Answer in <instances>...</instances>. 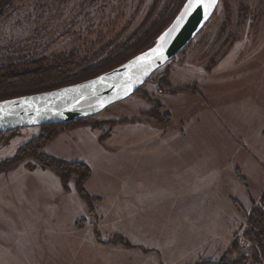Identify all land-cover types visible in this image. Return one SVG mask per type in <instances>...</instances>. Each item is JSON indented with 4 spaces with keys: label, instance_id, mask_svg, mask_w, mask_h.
Wrapping results in <instances>:
<instances>
[{
    "label": "rangeland",
    "instance_id": "obj_1",
    "mask_svg": "<svg viewBox=\"0 0 264 264\" xmlns=\"http://www.w3.org/2000/svg\"><path fill=\"white\" fill-rule=\"evenodd\" d=\"M182 1L14 0L0 16V66L54 65L72 53L86 61H101L132 44L156 21L166 20ZM263 31L264 0H220L208 23L183 51L194 52L197 60L205 58L211 69L235 39L242 35L256 39ZM170 62L140 92L81 119L78 126L64 127L42 149L49 154L48 145L55 157L90 166L91 176L84 185L93 198L100 200L96 194L104 198L105 221L96 211L99 200L93 201L91 213L79 194L76 175L65 191L56 172L33 158L2 170L10 165L7 160L40 134L41 126L18 127L0 135V264L127 263V247L112 242L119 239L116 235L129 240L133 223L120 199L150 201L154 217L172 194L208 199L206 208L215 210L223 237L229 235L234 217H245L243 209L253 200L260 201L264 193V127L260 128L264 124V48L214 75L213 84L200 75L203 83H190L184 95L185 91L172 93L176 88L163 84ZM159 92L173 95L161 98ZM145 93L152 101L144 98ZM162 102L173 108L172 123ZM157 103L162 106L159 119L144 114L159 108ZM167 114L171 115L168 122ZM124 118L129 121L116 123ZM160 129L184 135L167 141L156 134ZM102 135L107 138L101 140ZM176 184L179 191L169 189L170 185L177 188ZM227 254L229 260L237 256Z\"/></svg>",
    "mask_w": 264,
    "mask_h": 264
},
{
    "label": "crops",
    "instance_id": "obj_2",
    "mask_svg": "<svg viewBox=\"0 0 264 264\" xmlns=\"http://www.w3.org/2000/svg\"><path fill=\"white\" fill-rule=\"evenodd\" d=\"M263 48L264 31L262 36L256 39H250L242 35L231 42V46L225 55L211 69L208 68L209 62H204L205 58L197 60L194 52L191 53L185 50L186 52L183 51L168 64L170 88H179L194 82L196 84L203 83L198 80L200 75L213 84L212 78L214 75L219 74L222 70H229L239 60L252 58L254 53ZM181 79L184 82H181ZM176 81L179 84H176ZM181 84L184 85L182 86ZM197 90L201 92V90ZM159 93L161 98L173 95L168 92ZM186 93L187 91L181 94L184 95ZM162 103L165 111L171 113L172 120L170 122L172 123L173 108L168 103ZM263 127L264 124H261L260 128ZM150 129L153 130L155 128L150 126ZM168 129L172 132L174 131L172 128ZM176 131L180 132L179 129ZM167 133L166 130L160 129L156 134H159L158 136L165 138L167 141L182 138L184 135L183 133ZM136 136L137 133H135L134 137ZM153 136L154 134L149 135V137ZM110 138L111 136L108 139ZM45 150H48L46 152L53 155L48 145ZM181 160L183 161V155H181ZM183 170L184 168H182V172ZM176 185L177 188L170 185L169 189L179 191V185ZM184 188L186 189L182 185V190ZM96 195L100 196V200L96 204L97 214L102 221H105L104 213L102 212L104 198L99 194ZM207 201L209 200L172 194L164 199V208L154 217L150 201L142 198L120 199L119 204L125 202L124 204L127 205L126 212L129 214V219L133 222L130 226L128 239L134 245L125 249L128 261L121 264H196L200 258L218 260L216 258L222 256L232 244L233 239L244 234L246 218L241 217V215L238 218L234 217L233 221L228 225L227 234L229 235L223 237L225 231L218 230L220 228L217 224V214L215 210L212 213L210 207L206 208ZM254 202L255 200L251 202V206L247 207L246 211H250L254 204L259 203V201ZM202 206L204 207L202 208ZM117 211L120 216L123 215L121 209Z\"/></svg>",
    "mask_w": 264,
    "mask_h": 264
},
{
    "label": "trees",
    "instance_id": "obj_3",
    "mask_svg": "<svg viewBox=\"0 0 264 264\" xmlns=\"http://www.w3.org/2000/svg\"><path fill=\"white\" fill-rule=\"evenodd\" d=\"M13 1L14 0H0V16L11 7ZM185 1L186 0H183L178 10L166 18V20H164V18L156 21L149 26V28L144 30L143 33L136 36L132 44L116 50L101 61H86L80 58L79 55L72 53L68 59L63 61L59 60L55 62L54 65L44 66L43 64H36V62L29 65L10 64L0 66V101L76 84L118 67L142 51L155 45L162 33L179 13ZM168 76V72H165L163 75V84L166 86L170 85ZM189 88L190 86L176 88L172 90V93L185 91ZM193 89L196 91V87ZM136 92H140V88ZM143 96L147 100L152 101V98L148 94L145 93ZM157 106H159V108L157 107L156 110L144 112V114H150L152 117L159 119L160 107L162 108V106L160 103H157ZM170 116V114H167V122L170 120ZM82 121L83 120H76L69 123L41 126L42 129L40 134L24 144L13 158L7 160L5 163H9L10 165L6 168L3 166L2 170H9L16 167L26 158H33L37 163L44 167H49L56 172L65 191L70 190L69 182L72 176L76 175L78 177L76 180V189L90 206L91 213H94L93 201L99 200V197L93 198V196L87 192L84 185L85 181L91 176L92 171L90 166L81 161L69 162L46 154L42 150L44 145L54 139L61 129L67 126H78L83 123ZM127 121L129 120L124 118L117 122L114 120L112 123H125ZM4 133L7 132H1L0 135ZM106 138L107 136H100L101 140ZM243 210L246 218V227L243 235L250 239L254 245L251 254L246 255L241 252L239 237L236 236L230 247L226 250V254H223L218 260L200 258L196 264H264V193L259 203L254 204L250 211ZM116 237L119 239H115V241H112L113 243H121L127 248L134 246L129 240H125L123 236L116 235ZM234 252L237 253V256L233 260H229L227 253Z\"/></svg>",
    "mask_w": 264,
    "mask_h": 264
},
{
    "label": "water",
    "instance_id": "obj_4",
    "mask_svg": "<svg viewBox=\"0 0 264 264\" xmlns=\"http://www.w3.org/2000/svg\"><path fill=\"white\" fill-rule=\"evenodd\" d=\"M189 3L185 1L155 45L118 67L76 84L0 101V133L92 117L135 94L191 43L220 0H203L201 6L192 0V7Z\"/></svg>",
    "mask_w": 264,
    "mask_h": 264
},
{
    "label": "built area",
    "instance_id": "obj_5",
    "mask_svg": "<svg viewBox=\"0 0 264 264\" xmlns=\"http://www.w3.org/2000/svg\"><path fill=\"white\" fill-rule=\"evenodd\" d=\"M239 246L241 252H243L246 255L251 254L252 248H253V243L251 242L250 239H248L246 236L242 235L239 237Z\"/></svg>",
    "mask_w": 264,
    "mask_h": 264
},
{
    "label": "snow or ice",
    "instance_id": "obj_6",
    "mask_svg": "<svg viewBox=\"0 0 264 264\" xmlns=\"http://www.w3.org/2000/svg\"><path fill=\"white\" fill-rule=\"evenodd\" d=\"M196 2H197V6H201L203 4V0H196ZM188 6L192 7V0H190V3ZM153 51H156V50H153Z\"/></svg>",
    "mask_w": 264,
    "mask_h": 264
}]
</instances>
